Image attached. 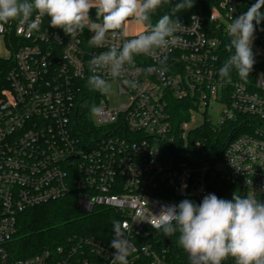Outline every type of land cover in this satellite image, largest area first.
Wrapping results in <instances>:
<instances>
[{"label": "built area", "instance_id": "1", "mask_svg": "<svg viewBox=\"0 0 264 264\" xmlns=\"http://www.w3.org/2000/svg\"><path fill=\"white\" fill-rule=\"evenodd\" d=\"M253 3L218 0L207 14L179 22L166 48L134 57L113 80L126 97L123 103L111 107L100 94L95 106L101 110L91 113L88 129L74 115L81 82L92 75L90 61L145 28L125 37L109 32L104 46L95 47L89 40L97 16L85 21L87 37H69L42 23L33 32L19 21L13 24L14 63L0 92V264H110L111 241L93 237L10 257L19 214L72 192L84 211L112 210L118 216L132 246L131 264H165L163 251L154 247L153 215L179 198L199 204L212 194L208 178L224 179L241 195L264 202V21L254 33L248 79L235 72L231 80L218 75L232 54L227 25ZM33 19L41 20L38 14ZM10 26L0 24L2 40ZM100 74L110 78L107 71ZM125 79L136 86H125ZM175 101L182 102L186 116L179 122L172 113ZM214 107L219 121L204 120L214 131L242 117L239 134L222 144L221 153L213 139L206 146L196 136L204 123L191 126L196 114Z\"/></svg>", "mask_w": 264, "mask_h": 264}, {"label": "clouds", "instance_id": "2", "mask_svg": "<svg viewBox=\"0 0 264 264\" xmlns=\"http://www.w3.org/2000/svg\"><path fill=\"white\" fill-rule=\"evenodd\" d=\"M166 0H0V24L19 21L30 32L39 31L43 18L49 26L62 29L69 37L84 30L90 10L95 9L99 23L93 24L89 44L102 47L107 34L127 36L124 24L133 20L145 27L135 38L125 39L120 47L112 46L90 61L92 75L87 84L101 95H110L112 82L121 76L126 66L134 64V57L156 55L158 49L166 48L180 26L169 14L162 15L154 24L152 14ZM195 0H178L176 11L193 7ZM264 0H255L242 15L227 25L231 38L228 51L232 54L218 69L219 77L231 80L235 72L242 81L250 76L254 65L252 44L254 33L264 21ZM38 14L40 21L33 19ZM107 71L106 79L101 72ZM125 86L135 87L125 79ZM93 105V115L100 112ZM152 227L171 237L179 233V244L193 260V264H223L229 257L235 264H264V202L251 194H233L231 199L208 194L197 204L184 199L176 205L161 206ZM126 227L117 220L112 222L110 247L115 250L110 264H131L132 246L125 235Z\"/></svg>", "mask_w": 264, "mask_h": 264}, {"label": "trees", "instance_id": "3", "mask_svg": "<svg viewBox=\"0 0 264 264\" xmlns=\"http://www.w3.org/2000/svg\"><path fill=\"white\" fill-rule=\"evenodd\" d=\"M218 0H195L192 8L186 11H176L174 5L178 0H166V2L158 8L151 16L154 24L162 15L169 14L173 20L186 23L192 14L202 13L207 14L211 6ZM89 15L96 17L95 9L90 10ZM35 16V15H34ZM17 21H11L10 29L5 33L3 40L4 45L9 50L8 58L0 56V92L6 86V76L13 66L11 55L14 53L17 38L13 31V24ZM42 25L53 31L63 32L62 29L49 26L48 18H43ZM85 37L89 34L84 28L82 31ZM81 83V91L77 93V109L74 118L83 128L88 129L91 125V107L96 104L100 94L92 90L87 83ZM172 113L176 122L185 119V112L182 108L181 101H175ZM237 118L234 121L224 124L220 130L214 131L211 126L204 123L197 132L196 136L206 139V146L210 144V139H213L217 146L216 152L221 153L224 143L239 134L241 123ZM249 119V118H248ZM251 119V118H250ZM258 124L260 122L258 121ZM236 125V126H235ZM235 126V127H233ZM93 128V126H92ZM234 129V131H230ZM78 130L83 134L84 130L78 127ZM93 130V129H92ZM209 189L212 194L218 198L231 199L233 194H240L236 186L219 177L208 178ZM189 197L176 199L177 203ZM118 221V216L112 210H100L87 212L81 209L78 205V199L75 192H72L64 198L47 202L38 206L26 209L19 214L16 223V232L12 236L8 244V252L12 258H25L35 254H39L44 250H53L57 246L65 245L69 238H85L93 237L96 239L110 240L112 239V222ZM154 247L164 255L165 264H190L185 250L179 244V233L171 237L164 236L162 231L154 232ZM223 264H235L233 258L229 257Z\"/></svg>", "mask_w": 264, "mask_h": 264}, {"label": "rangeland", "instance_id": "4", "mask_svg": "<svg viewBox=\"0 0 264 264\" xmlns=\"http://www.w3.org/2000/svg\"><path fill=\"white\" fill-rule=\"evenodd\" d=\"M6 55V51L3 49L2 43L0 44V56L4 57ZM112 82V92L110 95H101L108 103L109 106L115 107L119 104L123 103L126 99V97L122 94L118 93V86L117 83L114 81ZM211 119L214 122L219 121L220 114H219V107H214L211 110H208L207 113H198L195 116L194 122L191 123V126L195 127L202 123H204V120Z\"/></svg>", "mask_w": 264, "mask_h": 264}, {"label": "crops", "instance_id": "5", "mask_svg": "<svg viewBox=\"0 0 264 264\" xmlns=\"http://www.w3.org/2000/svg\"><path fill=\"white\" fill-rule=\"evenodd\" d=\"M145 27L142 25H138L136 24L133 20L129 19L123 26V30L124 32L128 33V34H135L138 33L140 31H142ZM2 43L3 49L6 51V48L4 46L3 40L0 37V44ZM7 56V52L6 55L4 57Z\"/></svg>", "mask_w": 264, "mask_h": 264}, {"label": "water", "instance_id": "6", "mask_svg": "<svg viewBox=\"0 0 264 264\" xmlns=\"http://www.w3.org/2000/svg\"><path fill=\"white\" fill-rule=\"evenodd\" d=\"M186 255H187L188 260L190 261V264H193V260L189 257V255L187 253H186Z\"/></svg>", "mask_w": 264, "mask_h": 264}]
</instances>
